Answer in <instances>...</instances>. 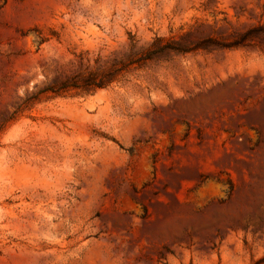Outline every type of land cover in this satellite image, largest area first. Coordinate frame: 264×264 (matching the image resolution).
I'll return each instance as SVG.
<instances>
[{"label":"rangeland","instance_id":"obj_1","mask_svg":"<svg viewBox=\"0 0 264 264\" xmlns=\"http://www.w3.org/2000/svg\"><path fill=\"white\" fill-rule=\"evenodd\" d=\"M0 264H264V0H0Z\"/></svg>","mask_w":264,"mask_h":264},{"label":"trees","instance_id":"obj_2","mask_svg":"<svg viewBox=\"0 0 264 264\" xmlns=\"http://www.w3.org/2000/svg\"><path fill=\"white\" fill-rule=\"evenodd\" d=\"M134 47V44H132ZM186 51V49H181ZM147 53H146V52ZM149 48L144 49L141 53L136 51H131L127 54L125 60H121L120 63L116 58H113L111 66L103 72L100 71H89L88 73H77L72 77H68L66 80L55 82L50 84L37 93L32 94L28 100H36L39 95L43 92H52L54 94H61L63 91L69 89L70 87L83 88L87 92H93L98 88L107 87L114 80H116L117 75L120 71L131 67L132 65L138 64L141 66L142 61L145 59L152 58Z\"/></svg>","mask_w":264,"mask_h":264}]
</instances>
